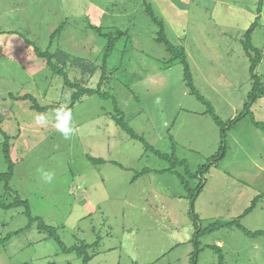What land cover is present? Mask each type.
Here are the masks:
<instances>
[{"label":"rangeland","instance_id":"1","mask_svg":"<svg viewBox=\"0 0 264 264\" xmlns=\"http://www.w3.org/2000/svg\"><path fill=\"white\" fill-rule=\"evenodd\" d=\"M164 21L169 40L184 47L194 84L223 122L244 110L252 89L250 60L242 40L258 18L253 45L263 53L257 73L264 79V0H148ZM66 22L50 47L51 35ZM89 25L117 36L108 61L113 75L106 90L116 95L135 132L162 153H175L194 173L222 144L221 129L206 114L207 107L190 94L180 62L155 41L157 28L145 13L143 0H0V127L11 138L15 174L10 187L28 200L33 217L59 227L68 246L102 242L90 264H193L195 229L191 203L174 174H149L132 183L143 169L163 170L169 164L119 129L110 117L111 102L86 96L72 112L74 133L65 139L55 128L54 113H39L29 101L68 106L72 94L63 78L54 75L33 46L63 50L89 61L102 62L106 41ZM29 41V42H28ZM80 80L78 70L69 71ZM99 70L87 87L96 88ZM264 122V97L252 107ZM45 114L47 126L35 122ZM0 133V173L8 170ZM224 159L208 174L195 211L203 227L236 221L264 195V133L247 117L227 132ZM87 156L107 163L94 165ZM111 162L121 164L125 169ZM184 174V168L177 169ZM54 174L51 182L43 173ZM196 187L199 180H191ZM0 182V202L11 203ZM24 208H0V239L24 229ZM249 231H264V196L242 218ZM220 243L221 245H219ZM198 264H219L209 247L223 248L225 264H264V237L249 238L239 229H223L200 239ZM81 264L75 253L65 254L54 240L32 226L0 246V264Z\"/></svg>","mask_w":264,"mask_h":264},{"label":"trees","instance_id":"2","mask_svg":"<svg viewBox=\"0 0 264 264\" xmlns=\"http://www.w3.org/2000/svg\"><path fill=\"white\" fill-rule=\"evenodd\" d=\"M262 4V0H261ZM143 6L145 9L146 15L149 17L151 22L156 26L157 33L155 41L165 47L166 52L171 56L169 61L170 64L180 62L184 68V82L187 88L190 91V94L197 98L198 101L206 105L207 110L206 114L210 115L215 122V124L221 129V138L222 144L220 150L212 156L207 163L200 166L194 173L189 169L188 162L186 160H181L175 153V147L173 146L174 151L171 154L162 153L159 150L155 149L149 142L145 139L144 136H141L135 132V130L130 126L126 120L124 111L120 108L118 98L115 94L110 91H107L106 88L109 85V82L112 80L113 75L120 70V68L111 71L108 68V61L116 50V45L118 42L123 39L128 31H119L117 36H114L113 33H107L101 27H95L89 25L90 29L94 31L100 38L106 41L104 47L102 62L99 64L97 61H89L85 58L71 55L63 50L58 49L56 52L51 53L48 51H42L35 44L29 42L28 44L33 46V51L35 55L46 61L48 68L51 72L63 78V85L66 90H69L72 94L69 97L70 104L68 106H63L65 109L73 111L75 106L81 102L86 96H97L101 100H106L111 102L113 107V112L110 113L111 119L114 121L115 125L126 133L129 138L132 140L140 142L146 153L150 152L157 156L159 159L165 161L169 164L167 169L163 170H152V169H143L140 172H137L132 180V183L136 182L138 179L149 175L151 173L157 175H165L167 173L174 174L180 180L185 192L187 193V198L191 203L190 217L194 222V237L192 243L194 244L195 250L192 253V263L198 264L201 251H204L206 247L201 248L200 239L206 235H210L217 231L223 229H239L246 237L249 238H259L264 237V231H249L242 224L241 220L246 215L250 214L255 207L258 205L259 201L264 196H258L252 202V206L248 208L244 215L240 216L239 220L224 222L217 221L209 224L207 227H203L202 220L197 215L195 211V205L203 193L207 180H205V175L209 173L213 166H217V163L224 159L227 152V132L232 130L234 126L239 124L242 120L247 117H251L253 125L260 131L264 133V122L256 121V118L252 112V107L264 97V79L260 77L257 73V68L262 62L263 53L259 48L254 47L253 45V34L258 27L260 15L262 12V5L259 4L257 8L258 18L255 23H253L248 31L244 35L242 40L243 49L250 60V77L252 82V89L249 93L248 102L245 104L243 112L234 120L225 123L222 119L216 114L213 106L199 93L194 84L193 75L191 72V67L189 64L188 56L184 47H177L174 45L166 34V28L164 21L161 20L155 13L153 6L148 2V0H143ZM66 22L63 23L52 35L50 47H52L56 38L59 37L62 31L65 29ZM78 70L81 75L80 80H71L69 77V71ZM101 71V77L96 88L87 87L89 81L96 75L98 71ZM16 100L29 101L31 103V109L39 113H48L53 112V120L55 117V110L62 107L61 104H50L42 106L36 98L32 95H25L22 97L15 98ZM0 133L4 136L5 141L1 145L2 151L4 154V159L8 165V170L5 173H0V182L4 183L5 190L8 194L14 195V200L11 203L0 202V208L5 210H11L14 208L23 207L24 213L29 220V224L26 228L18 230L16 232L8 234L5 238L0 239V246H5L10 242L14 237L21 235L26 230L36 226L40 233L47 235L48 239L54 240L61 251L65 254L75 253L81 261V264H90L92 260L96 257L97 250L102 242V237L97 236L95 242L87 244L86 242H79L78 244L68 247L62 240L59 234V227L51 226L47 224L40 217H33L31 205L28 200H24L21 196L10 187V182L12 181L15 174V163L11 157V138L1 129ZM89 162L94 165H104L107 162L102 158H95L92 156H87ZM115 166H118L122 169H125L121 164L117 162H111ZM184 168V174L177 171L178 168ZM191 180H199L198 185L194 188L191 185ZM218 255L219 264H225V255L223 248L220 246L214 245L209 247ZM27 264V263H26Z\"/></svg>","mask_w":264,"mask_h":264},{"label":"clouds","instance_id":"3","mask_svg":"<svg viewBox=\"0 0 264 264\" xmlns=\"http://www.w3.org/2000/svg\"><path fill=\"white\" fill-rule=\"evenodd\" d=\"M71 121H72L71 110L65 109L63 106L55 110L54 126L56 130L65 139H69L74 133V128L72 127ZM35 122L39 125L47 126L49 121L45 114H40L36 116ZM42 175H43V179L46 182H51L54 178L53 173L44 172Z\"/></svg>","mask_w":264,"mask_h":264},{"label":"crops","instance_id":"4","mask_svg":"<svg viewBox=\"0 0 264 264\" xmlns=\"http://www.w3.org/2000/svg\"><path fill=\"white\" fill-rule=\"evenodd\" d=\"M219 245H221L220 243H218ZM218 246V245H217ZM221 247V246H220Z\"/></svg>","mask_w":264,"mask_h":264}]
</instances>
